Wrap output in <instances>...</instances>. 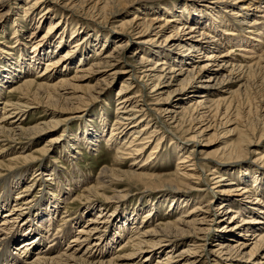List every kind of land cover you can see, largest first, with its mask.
<instances>
[{
  "label": "bare ground",
  "instance_id": "bare-ground-1",
  "mask_svg": "<svg viewBox=\"0 0 264 264\" xmlns=\"http://www.w3.org/2000/svg\"><path fill=\"white\" fill-rule=\"evenodd\" d=\"M25 1L27 3L24 4V8L22 6L23 14H21L23 18H18L11 23L13 39L20 38L23 31H25L23 23L34 26L31 30L32 34L28 38V44L19 42L17 45L21 48L29 46L31 48V51L27 53V58L23 55L22 59L18 61L21 66H19L20 71L24 73L25 71L33 72L38 70L42 64L44 69L38 73L36 81L26 79L19 86L17 84L7 88V92H16L17 94L15 95V102L10 101L4 104L6 108H3V113H1L3 115L0 117V120H2L0 121V144L10 148H16L18 145L24 147V144L30 143L41 134L57 128L61 123L59 118L62 113L69 112L70 109L80 103L83 96L77 94L73 85H70V79L67 80V76H65L74 62V65H83L76 67V74L79 72L84 73L74 75L73 80H85L87 75L95 74L101 84L100 87L109 84L118 74L127 75V78L121 81V88L118 91L119 98L116 103V117L113 120V127L104 135L106 144L114 146L116 154L120 158L116 160L114 168H103L97 185L91 188L88 187L86 190L89 194L84 197L86 200H93V197L97 196L101 198L99 200L102 202L95 206L89 203L92 206L90 207L91 210L97 209L98 212L94 216L90 215L86 223L76 229L77 234L73 233L70 236L65 249H61L62 238H65L62 236L64 232L58 235V233L50 234L49 231L52 217L57 212L58 197L51 203L48 218L43 222L41 201L46 193H43L37 202L36 200L30 201L28 195L21 194L19 197L17 196L15 202L13 201L14 204L10 205L11 193H8L6 189L0 202V212L5 209L4 215L0 217V264H122L125 256L121 258L118 256L116 259L113 258L114 260L107 261L99 259L106 255L107 250L104 248L106 251H103L101 243L104 241L103 238L107 229L111 226L110 223L113 219L114 221L116 219L113 211L112 214L110 212L105 213V208L111 207L107 202L117 195L106 197L104 193L98 195L97 192V190L109 189L114 193L119 188L120 179H139L145 182L152 180L159 182L163 179L167 180V183L176 186L194 184L190 187L197 192L203 191L198 185L201 182L205 185V189L210 192L208 202L193 205L189 210L181 213L180 217L174 222H165V224L161 223L162 225L157 227L152 226L149 229H143L136 222V216L131 215L132 218L127 216L119 224H115V228L123 233H126L124 228L134 230V235L130 234V240L127 239L129 241L126 242L127 246L132 248V252L128 255L129 258L139 259L143 253H147V258L150 257V259L156 254L160 255L157 256L158 258L154 264H176L177 262H180V264H264V200L261 197L264 181L260 179L264 172H258L257 168L248 166L249 164L244 166L241 171H237L241 173L239 175L241 184H238V181L233 182L235 179L227 181L226 177L221 175V172L231 173L234 159L242 157L248 153L251 146H258L262 142L264 135L258 129H262L264 126V97L259 98L257 102L249 105L244 110L240 102L233 104L212 102L210 104L209 97L213 93L206 90L203 91V95L197 97L199 100L195 103L190 102L188 106L185 105L189 95L194 96V92H191L189 87L195 78L192 70L197 68L192 62L197 56L194 57L193 55H199L202 51H208L204 57L207 63L197 68L198 79L204 77L207 82L211 80V83H213L215 81L214 84H211L212 88L222 84L220 88L223 89V84H225V87L236 84V92L243 95L249 85L251 86L254 83L255 77L260 75V77L262 76L261 83L264 81V52L259 56H256L254 52L255 48L263 43L258 40L257 43L254 42L255 39L244 28L246 26L245 11L251 8L254 15L259 13L263 15L261 18H264V0H202L201 3L205 7L204 5L201 6V3H199L200 6H195L200 2L196 0L192 4L191 10L193 11L188 12L189 24H184L182 29H179L178 26H171L170 23L173 21L168 20L167 17L185 12L189 9L188 4L183 2L182 5H174L173 9H163L160 14L166 17H154L159 21L164 20L163 24L159 23L158 26L150 27L148 21L143 20L145 24L144 32L150 31L155 37L161 36L168 28L173 30L172 34L163 39L162 43L164 45L162 47L154 46L149 53V58L142 56L138 58L137 55L132 53L130 56H125L124 52L127 50L124 47L128 43L126 42L122 46L119 39H123L121 36H124L126 41L129 40L136 27L133 23L120 24L119 27L125 30L119 31L116 39L109 42L105 39L100 45L101 47H97L101 43L99 38H95L97 41H89L90 39H87L86 36L82 41L73 43L72 48L77 47L76 49H78L80 45H88L89 43L88 46L97 47V49H94L96 51L95 55H97L94 57V61L89 64L91 66L89 69L84 65V59L76 60V49L72 52L68 51L65 56L64 53L55 56L63 46L61 37L53 42L55 46L51 48L49 53L45 51L48 48L47 46L52 43L50 35H54L60 29L59 23L55 24L56 22L52 23L50 21L46 33L41 37L38 36L36 32L43 24L41 18L44 15L41 14L38 19H34L33 15L41 8V0ZM117 1L115 0L114 3L117 4L113 7L111 6L113 0H103L104 5L101 9L102 25L105 22L117 19L120 12L119 7H121V3ZM8 2L9 0H0V13H2ZM109 7L111 10L106 13L105 10ZM49 12L50 7L46 9L45 13ZM209 13L212 15L210 16L212 17L211 20H213L211 25L217 32L214 37L202 22V17ZM255 24L256 22L252 25ZM221 26L230 27L232 31H237L239 37L226 38L224 32H222L223 29H217ZM220 34L223 35L220 36ZM110 44H113L111 50L109 48ZM147 44L149 42H143L139 47H144ZM143 47L140 48L142 52ZM246 47L249 48L246 49ZM220 48H222V51H220ZM237 50L250 52L252 55L245 56L250 58L247 60L243 56L240 60L233 59L232 54ZM101 51L103 54L100 53ZM100 54L101 56L98 57ZM160 57L162 59H159ZM45 58L47 60H44ZM57 65L64 67L62 71L64 74L61 75L60 72L59 81L50 84L51 72H54ZM14 69H1L0 91L4 85L13 82L12 77H19L18 74V77L15 74L18 69ZM71 86L72 88H70ZM133 88L137 89L135 93H131ZM148 94H151V96L147 97ZM90 96H93V94H90ZM146 98H149V101ZM41 106L47 113L50 111L54 115L50 120L27 129L23 128L20 125L21 123H17L22 120V117L16 119L17 117L23 116L30 109L40 108ZM241 107L245 112L242 111ZM241 113H243V116ZM104 116H101L103 119L102 131L105 130L107 121ZM229 125L234 127L228 131L225 128ZM213 128L216 130L223 128L225 133H232L231 136L235 138L225 142L223 152L216 157L209 155L195 157L193 149L197 146V136L205 130ZM162 130H166L167 134L170 135V138L167 135L165 136L169 138L168 142L177 150V156L186 149V145H193V148L188 150V155L177 159L175 173L171 176L158 174L155 169L148 167L156 160L161 150L162 141L166 138L164 134H160ZM171 130L178 132V135L183 134V137L181 136V139L180 137L176 138L175 133ZM184 133L188 138H185ZM126 134H128V137L125 136ZM83 135L84 145L94 144L99 137L92 130H87ZM57 140V138L50 136L45 142L55 143ZM149 147H151V150L148 156L145 159L143 158L141 165L131 164L126 167L127 169H123L124 166H127L126 162L123 161V155L131 157L132 161L136 162L135 159L140 158L141 154ZM49 150L41 148L33 151V153L39 152L44 155ZM79 153V151L75 152L76 155ZM75 154H70L69 158H75ZM253 155L260 156L258 162L261 166L258 167H264L262 153L254 151ZM20 158L23 161L33 159L29 155ZM16 159L17 157H14L10 161ZM243 161L245 162V160ZM200 162H204L202 166H205L207 170L199 165ZM149 168L157 174L145 175L139 172ZM3 171L0 170V176ZM206 171H208V174H206ZM233 172L235 173V171ZM39 175L43 176L42 172L37 174V176ZM208 177L211 178V186L207 183ZM48 180L51 179L45 180L44 183ZM191 180L196 183H191ZM145 185L149 186L151 184ZM198 200L197 196H189L183 199L179 198L176 202L181 201L178 202L180 205L187 206V204L191 205L198 202ZM175 205L167 208L168 213L175 210ZM153 210L152 208L149 209L146 217L153 216L154 214L151 213ZM32 213L38 217L37 220L32 218ZM18 219L22 223L21 227L17 225ZM210 225L212 228L215 226V228L208 229ZM23 229L30 230L23 236L25 240L16 245V234L22 232ZM212 230L217 232V234H214L215 244L211 243V236L208 237ZM31 233L36 234L31 236ZM113 234L117 235L118 233L115 231ZM113 236L107 238L106 244L107 241H114ZM248 238L251 241L250 244L247 243ZM183 240L185 242H181V244L183 243L185 246L180 252L176 249L177 243ZM121 245L122 243L118 246ZM10 246L12 248L15 246L12 252H10ZM248 246H251V248L245 253L244 250ZM83 248L84 251H82ZM164 251H167L168 254L162 255Z\"/></svg>",
  "mask_w": 264,
  "mask_h": 264
},
{
  "label": "rangeland",
  "instance_id": "rangeland-1",
  "mask_svg": "<svg viewBox=\"0 0 264 264\" xmlns=\"http://www.w3.org/2000/svg\"><path fill=\"white\" fill-rule=\"evenodd\" d=\"M24 1L16 0L15 2V0H9V2L5 5L2 13H0V72L2 71L1 69L11 70L15 68L16 70L18 69L15 74L19 75V77L17 75L18 78L12 77L14 79L13 82L4 85V87L0 91V108H1L0 117H2L3 115L1 114L3 113V108L4 109L6 108V105L4 104L9 103L10 101L15 102L16 100L15 95L17 93L7 92L8 91L7 88L10 86H16L17 84H18L17 86H19L26 79L30 81H36L39 75L38 73L44 69V66L42 64V66H40L38 70L33 72L25 71L24 73L23 71H20L21 66L18 61L22 59L23 55H25V58H27L28 56L27 53L31 51V48H29L30 47L29 45H28L29 47H24V48L23 47L21 48L17 45L19 42L28 44L29 42L28 38L29 36H31L32 34L31 30L34 28V26H31L32 24L27 25L26 23H23L25 31H23V34H21L20 38L18 37L16 39H13L12 38L13 27H11V23L13 21H16V19L18 18L20 19L23 18V16L21 15L23 14L22 10L25 7L24 4L27 3L26 1L25 2ZM199 1L200 2H198V4H195V6L198 5L200 6L199 3H201L202 0ZM114 2L115 0H113V5H111L113 7L116 6L117 4V3L115 4ZM117 2L121 3V7H119L120 12L118 14L117 19L115 20L109 19L110 22L107 23L105 22L104 25H102L103 23H102L101 9L104 5L103 0H41L40 2V4L42 5L41 8L38 9V11H36L33 15L34 19H38L41 16V14L42 16L44 15V17L41 18L43 24L41 25V28L38 30V32H36L38 33V36L41 37L46 33L50 21L52 23L56 22L55 24L59 23V28H60L54 35L53 34L50 35L52 43H50V46L49 45L47 46L48 48L45 51L47 53L50 52L51 48L55 46L53 42L56 39H58V37H61L63 46L60 52L55 56L63 53H64L63 55L65 56L68 51L70 52L74 51L77 47L73 49L72 48L73 43L82 41L86 36L87 39H90L89 41H94L95 38L96 39L99 38L101 43H99L97 47H101L100 45H102V42L105 39H107L108 42L113 39H116V37H118L119 35V31L125 30L124 28L119 27L120 24L133 23V25L136 27L134 28L135 30L132 32L129 40L126 41L124 36H121L123 39L121 38L119 39L121 40L120 45L122 46L125 45L126 42L128 43V45L124 47L127 50L126 52H124L125 56H130V54L132 53L137 55L138 58H140L141 56L144 58H149L148 57L149 53L154 48V46L162 47V45H164L162 43L163 39L169 36L170 34H172L171 32L173 30L172 28H168L164 31V33H162L161 36L155 37L153 33L150 31L144 32L143 28H145V24L143 23V20L145 19L146 21H148V25L150 27L158 26L159 23L163 24L164 20L159 21L154 17L157 18L158 16H161L160 12L163 11V9L166 8L173 9L174 5H182L184 2L185 4H188L189 9H187L183 13L180 12L177 13L176 15H170V17L169 16L167 17L168 20L173 21L170 23L171 26L172 25L173 27L178 26L179 29H182V26L184 24L186 23L189 24L188 12L193 11L191 10L193 6L192 4H194L196 0H118ZM240 4H242V2H240ZM202 5L204 4L201 3V6ZM48 7H50V12L46 14L45 11ZM109 10H111L110 7L106 8L105 12L108 13ZM152 10L155 11L153 12ZM245 12H246L245 15L246 26H244V28H246V32L247 31L250 32V36L255 39L254 42L257 43L258 40L263 43L260 44L259 47L255 48L256 50H254L256 56H259L262 54V52H264V35H263L264 18L262 19L261 17H263V15L259 13L254 15L252 8ZM206 16L209 18V20ZM210 16H212L210 13L205 15V17L203 16L202 22L204 23L208 32H211V35L214 37L215 35H217V32H215V30L212 27L213 25H211L213 20H211L212 17ZM161 17L164 18L166 16L163 15ZM255 22L256 24L253 26L252 24ZM219 28L221 30L222 29L224 30V31L222 30V32H224V36L228 39L232 37H239V33L237 31H232L230 27L228 28L225 26L224 27L221 26L218 27L217 29L219 30ZM222 35L223 34H220V36ZM143 42H149V44L151 45L147 44L144 47L141 46L143 47V52H142L140 49L141 47L139 46ZM88 45H90V43ZM88 45H83V46L80 45L79 48L76 49L77 51L75 52V57L76 60L84 59L83 61L84 65L87 66L86 68L89 69L91 68L89 64H91L94 61V57H96L97 55V54L95 55L96 51L94 50L97 49V47L94 48ZM112 45L113 44H110L109 46L110 50L112 48ZM247 48L249 47H246V49ZM220 51H222V48H220ZM207 52L208 51H204V52L202 51L201 54L199 55L197 54L193 55L194 57L197 56L192 61L194 62L195 66H197V68L207 63L205 62V58H204ZM100 53L103 54L102 51ZM101 54L98 55V57L101 56ZM250 55H252V53L237 50L232 54V57L233 59L240 60L243 56L247 60L250 58L245 56H250ZM159 59L162 58L160 57ZM44 60H47V58H45ZM79 66H83V65L82 64L74 65L73 62L67 75L65 76H67V80L70 79L69 80L70 85H73L74 89H76L77 91V94L82 95L83 99L80 101L78 105L70 109L69 112L62 113V115L59 118V120H61V123L57 128L47 133L41 134L39 137H37L35 140H32L30 143L24 144V147L22 145H18V147L16 146V148H10L7 146H2V144H0V165H1L0 170H4L0 176V181H1L0 202L2 200V195L4 194L6 189L8 193L9 192L11 193L9 198L10 205H13L17 196L19 197V195L21 194L28 195L30 201L36 200L37 202L40 196L43 193H46L44 199L41 201L42 202L41 212H42V216H44L42 217V220L43 222H45V220L48 218L49 210H51L49 209L51 208L50 207L51 203L54 202L53 200L57 199L58 197L57 212H55V214L52 217L51 220L52 222L49 231L50 234L58 233V235L59 234L61 235L62 232H64L62 236H64L65 238H62L63 243L61 245V249L62 248L65 249L66 244L69 241L70 236L73 235V233L77 234L76 229L83 226L88 220V217L90 215L94 216L96 215L95 213L98 212L96 211L97 209L91 210L90 207L92 206L89 203L94 204V206L99 205L102 202L99 200L101 198L95 196L93 197L94 198L93 200L91 199L86 200L84 197L89 195L86 192V190L88 189V187L91 188L97 185V182L101 175L100 174L101 170L103 168H111V167L114 168V166L116 165L115 163L116 160L120 158L118 157L119 155L116 154V150L114 149V146H109L106 144L104 135L109 132L111 127H113L112 126L113 120L116 117L115 116L116 103H117V99L119 98L118 91L121 88V81L124 78H127V75L118 74V76L113 81L109 82V84L107 85L102 84L103 86L100 87L101 84L100 82H98V77L95 74L87 75V78L85 80H79V81L73 80L72 77L74 75L77 76L84 73V72H79L78 74H76L75 72L77 70L76 67ZM55 68L56 69H54V72L56 74L54 72H51L50 84H55L56 82L59 81L58 78L60 77L59 73L60 72L62 73L64 69V67H61L60 65L55 66ZM197 68L192 70V73L194 74L195 78L193 82L190 83L189 86L190 91L194 92V96L192 94L189 95L188 99L185 101L186 106H188V103L190 102L195 103V101L199 100L197 97L203 95V91L206 90L213 93L209 97L210 104L212 102L214 103L221 102L225 104L226 103L233 104L240 102V105L244 107V110L249 105H253L254 102H257L259 98L264 97V81H262L261 83L262 76L260 77V75L259 77L258 76L255 77V79L253 80L254 83H252L251 86L249 85V87L243 93V95H239L238 92H236L237 89L236 84H232L227 87H225V84H223L224 87L223 89L220 88L222 87V84L220 86L217 87L214 86V88H212L211 84H214L215 81L213 83H211V80L207 82L206 78L204 77L202 78L200 77L201 79H198ZM63 74L64 73H62L61 75ZM129 83L131 82L129 81ZM70 88H72V86ZM136 91L137 89L133 88L131 90V93H135ZM145 92L147 93L148 91L146 90ZM90 94H93V96H90ZM150 96L151 94H148L147 97ZM146 99L148 100L149 98ZM243 107H241L242 111H244ZM241 115L243 116V113H241ZM52 116L54 115L50 111H48L47 113L44 110V108L41 106L40 108L36 107L30 109L23 116L17 117L16 119L22 117V120H19L17 123H21L20 125L23 128L27 129L39 123L50 120ZM101 116L102 117L104 116L107 119L105 125L106 127L104 131H102L101 129V126L103 125V121H102L103 119L101 118ZM233 127H234L233 125H229L225 129L229 131ZM87 130H92L97 133V136L99 135L97 141L94 144L84 145L83 134H85ZM258 130L264 135V126L262 127V129L260 128ZM171 131L174 132V130ZM174 133H175L174 136H176V138L180 137L181 139L183 137V134L178 135L177 134L178 132L176 131ZM160 134H164V137L166 138H164V140L162 141L161 150L156 160L154 161V163L151 164V166L149 165L148 167H152L153 169H155L158 174H162V175L166 174L171 176L173 173H175L174 170H175V164L177 163V159L178 158L181 159L186 155H188L189 154L188 150L190 148H193V145H189V144L186 145L185 146L186 149L180 152V154L177 156L176 155L177 150L174 148V146L170 144V142H168L170 135L167 134V131L162 130L160 131ZM165 135H167L169 138ZM231 135L232 133L230 134L225 133L223 128H219V130H216L215 128L205 130V132H203L196 138L197 146L194 147L193 149L194 156L195 157L196 156L201 157L204 155H209L212 157L218 156L223 152V147L225 146V142L233 140L235 138L234 136ZM50 136L57 138L58 139L57 142L46 143L45 141L48 138H50ZM125 136L128 137V134H126ZM184 136L185 138H188L186 133H184ZM263 140L264 138L261 140L262 142H260V145L251 146L249 148L248 153L244 154L242 157L234 159L235 162L234 164H232L233 166L232 169L233 171H235V173L233 171L231 173L221 172V175L226 177L227 181L230 180L233 181L235 179L233 182L238 181L237 183L241 184L239 179V175L241 173L240 172L238 173L237 171H241L244 166H247L249 164L248 166L255 167L257 168L258 172L263 173L264 167L262 168L258 167L261 166L259 164L260 162H258V158L260 156L253 155L254 151H259L262 153V156H264ZM41 148L50 149V150L44 155L39 152L33 153V151ZM150 150L151 147L147 148L146 151L141 154L140 158L135 159L136 162L132 161L133 159L131 157L127 155H123L124 156L123 161H125L127 165L124 166L123 169L124 170L127 169L126 167H128L131 164L141 165L143 163V158L145 159L146 156H148ZM76 151H79L80 153L76 155L75 154ZM73 153L75 154L74 155L75 158H69L70 154L73 155ZM27 155H29V157H32L33 159L23 161L20 158ZM14 157L15 158L17 157V159L11 162L10 160L14 159ZM243 160H245V162ZM199 165L203 167L205 170H207L205 166H202L204 165V162H200ZM11 170L13 171L11 172ZM41 172L43 176L42 175H39L40 177L37 176V174ZM139 172L145 175L157 174L154 173V170H151L150 168ZM206 174H208V171H206ZM44 178L45 180L51 179L52 181L48 180L49 182L47 181L44 183L45 181ZM210 179L211 178L208 177L207 183L211 186L212 181H210ZM260 179L264 181L263 174L262 177H260ZM120 180L121 181L119 182L120 184L119 188L116 189L114 193L111 192L109 189H104V191L97 190L98 195L102 193H104L106 197L109 196L113 197L117 195L116 197H114L113 199L107 202L111 207L108 209L105 208L106 209L105 213L110 212L112 214L113 211V213L116 215V219L115 221L113 219L112 222L110 223L111 226L107 229L106 235L103 238L104 241L101 243L103 247V251L105 252L107 250L106 255L103 258H99L100 260L103 261L112 260L113 258L116 259V257L118 256L120 258L125 256L124 258L125 260L124 259L122 260V262L124 261L122 264H141V263L154 264L159 254H156L152 259H150V257L147 258L148 256L147 253H143L139 259L135 257L129 258L128 255L129 253L132 252L131 251L132 248L131 246L130 247L127 246L126 242L130 240L129 238L131 237V235H134V230L127 228L126 230L124 228L126 233L125 232L123 233L121 230L118 231L114 225L117 223L119 224V222L125 219L127 216H129L130 218H132V216L134 217L136 216V222L140 225V227H143V229L146 228L149 229L152 226L157 227L158 225L160 226L162 224H165V222L166 223L174 222L178 217H180L179 215H181V213L186 212L193 205L206 203L210 199V194H209L210 192L205 189L206 188L205 185L201 182L198 185L203 189V191L197 192L190 187L193 186L194 184L188 186H184V185L176 186L167 183V180H163V179H161V181L159 182H157V180L145 182V181H140L139 179H120ZM191 181H192L191 183H196L194 180ZM16 183L18 184L16 185ZM145 184H151V185L146 186ZM263 186L264 184L262 185V189H261L262 190L261 193H263V195L261 194V197L264 200ZM25 190L28 191L23 192ZM53 194L55 195V197H53L54 196ZM189 196H194V197L197 196L199 198L198 202L192 203L191 205L187 204V206H183V204L180 205V203L178 202L181 201L176 202L179 198L183 199ZM174 205H175L174 207L175 210H173L174 212L172 211L168 213L167 208ZM151 208L155 210V211L154 210L151 211V213L154 215L146 217L147 211ZM4 211L5 209L0 212V217L4 215L3 213ZM32 218L37 220L38 217L34 215V213H32ZM19 219L17 220V225L21 227L22 223L19 221ZM147 219L149 220L145 223ZM209 228L210 229L212 228L211 225L208 226V229ZM214 228L215 226H213L212 229ZM29 230L23 229L22 232L21 231L17 232L16 242H15L16 245L21 241L25 240V237L23 238V236L26 235L29 232ZM115 231L118 233L117 235L113 234ZM213 231L214 230L210 231L211 233L209 234L208 237L211 236L210 237L211 243L215 244L214 234H217V232L216 231L213 232ZM31 234H32L31 236H35L36 233H31ZM110 236L114 237L113 238L114 241L113 242L107 241L108 243L106 244L105 241ZM234 241H236V239H234ZM181 242H185V241L184 240L179 241V243H177L178 246L176 248L180 252L185 246L183 243L181 244ZM250 242L251 241L249 240L247 243L250 244ZM121 243L122 245L118 246ZM43 244L46 245L47 243H43ZM10 247H11L10 252H12L14 247L13 248L12 246ZM250 248L251 246H248V248L244 250V252L247 253ZM82 251H84V248L82 249ZM166 254H168L167 251H164L162 253V255H166ZM176 264H180V262H177Z\"/></svg>",
  "mask_w": 264,
  "mask_h": 264
}]
</instances>
